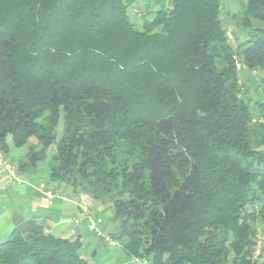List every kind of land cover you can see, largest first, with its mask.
Listing matches in <instances>:
<instances>
[{
    "label": "trees",
    "instance_id": "trees-1",
    "mask_svg": "<svg viewBox=\"0 0 264 264\" xmlns=\"http://www.w3.org/2000/svg\"><path fill=\"white\" fill-rule=\"evenodd\" d=\"M140 1L0 0V153L34 137L43 159L62 119L48 181L110 206L126 255L256 264L264 100L238 64L264 90V0L238 1L235 46L222 0ZM80 248L37 226L0 242V264H90Z\"/></svg>",
    "mask_w": 264,
    "mask_h": 264
},
{
    "label": "crops",
    "instance_id": "crops-1",
    "mask_svg": "<svg viewBox=\"0 0 264 264\" xmlns=\"http://www.w3.org/2000/svg\"><path fill=\"white\" fill-rule=\"evenodd\" d=\"M12 146L9 144L10 155L15 160H21L25 153H19L21 147L13 150ZM3 156L7 160V155ZM20 174L16 171L17 179H13L0 169V242L15 231L27 235L35 227L41 226L44 232L56 237H79V253L90 264L145 263L144 259L126 255L124 244L118 242L110 206L89 196L93 204H86L76 196L79 192L70 186L35 180L27 175L23 178ZM79 203L88 207L94 229L91 228L90 220L78 208Z\"/></svg>",
    "mask_w": 264,
    "mask_h": 264
},
{
    "label": "rangeland",
    "instance_id": "rangeland-1",
    "mask_svg": "<svg viewBox=\"0 0 264 264\" xmlns=\"http://www.w3.org/2000/svg\"><path fill=\"white\" fill-rule=\"evenodd\" d=\"M239 0H222L221 2V11L220 17L226 30V33L229 38V42L232 46H235L239 40H242L243 35L241 31V23L238 11ZM142 2V0L140 1ZM162 1H158L157 5L153 6L151 4L152 10H155L161 7ZM130 17L134 21L136 26H141L142 17L144 16V12L139 8H135L132 14L131 10L128 11ZM134 16V17H133ZM153 17L152 13H148L146 16L147 20H151ZM238 76L239 81L244 87L247 89V97L249 98L250 103H254L256 100H264V90H262V84L260 83V74L252 73L247 70L243 65L238 64ZM62 130V119H60L59 125L55 131V140L44 149V157L43 159H37L36 161L32 160L29 156L31 152H40L42 151V146L39 145L34 137L28 139L26 145L19 149L20 152H24L25 156L21 158V160H15L12 155L7 154V161L11 164H14L18 167V165H24L23 171L19 176L25 177L26 175L35 179V180H49L50 179V171L48 164L54 160V156H56V148L57 143L60 138ZM8 143L11 145L10 138H8ZM15 147L12 146L14 150ZM29 153V154H28ZM16 167V168H17ZM17 171V169H16ZM22 171V170H21ZM63 184L62 182H59ZM76 196L80 198L84 203L92 205L93 202L83 193H77ZM257 245L256 251L254 253V259L256 264H264V225L262 223H258V232L256 236ZM120 244H125L126 239H118ZM83 258L84 255H81ZM145 260V259H144ZM145 264H152L150 260H145ZM188 264V263H185Z\"/></svg>",
    "mask_w": 264,
    "mask_h": 264
},
{
    "label": "built area",
    "instance_id": "built-area-1",
    "mask_svg": "<svg viewBox=\"0 0 264 264\" xmlns=\"http://www.w3.org/2000/svg\"><path fill=\"white\" fill-rule=\"evenodd\" d=\"M0 169H2L7 175L12 177L13 179H17V175H16V169L17 168L13 164L8 162L2 154H0ZM47 194L50 195V193H47ZM78 208L84 214V216L88 220H90L91 228L94 229V223H93V220H91L90 211H89L88 207L84 204L79 203ZM74 222L77 223L78 220L75 219ZM142 264H145V263H142Z\"/></svg>",
    "mask_w": 264,
    "mask_h": 264
}]
</instances>
